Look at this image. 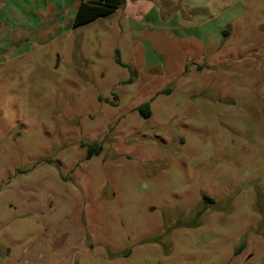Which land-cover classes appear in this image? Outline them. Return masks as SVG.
<instances>
[{"label":"rangeland","instance_id":"rangeland-1","mask_svg":"<svg viewBox=\"0 0 264 264\" xmlns=\"http://www.w3.org/2000/svg\"><path fill=\"white\" fill-rule=\"evenodd\" d=\"M13 3L0 256L54 216L89 264H264V0H123L75 28Z\"/></svg>","mask_w":264,"mask_h":264},{"label":"crops","instance_id":"crops-1","mask_svg":"<svg viewBox=\"0 0 264 264\" xmlns=\"http://www.w3.org/2000/svg\"><path fill=\"white\" fill-rule=\"evenodd\" d=\"M10 1L13 0H0V8L2 7L0 13L3 11L5 18L10 15L7 6ZM79 1L39 0L35 2V0H29L27 2V0H14L12 7L17 8L19 14L38 18V16L58 15L67 7L73 6L75 14ZM19 6L21 7L19 8ZM25 10H29V14H25ZM38 23H40L39 20ZM53 199L56 200L54 197ZM70 199L72 202L70 212H72L76 200L73 195L70 196ZM61 221L63 222L64 219L50 216L49 219L42 222V228L47 233L46 235L34 238L31 243L15 252L12 260L6 261L5 257L10 255L7 248L4 259L0 256V264H89L88 257L91 254L90 249L93 248V238L89 235L90 242L89 240L86 242L84 233L76 227L79 224L75 223L73 218L71 221L74 224L71 229H68L67 233H60Z\"/></svg>","mask_w":264,"mask_h":264},{"label":"trees","instance_id":"trees-1","mask_svg":"<svg viewBox=\"0 0 264 264\" xmlns=\"http://www.w3.org/2000/svg\"><path fill=\"white\" fill-rule=\"evenodd\" d=\"M122 2L123 0H80L72 20V27H78L109 14L119 8ZM147 114L148 111L145 112V115ZM97 150V146L90 147L87 151L88 156Z\"/></svg>","mask_w":264,"mask_h":264}]
</instances>
